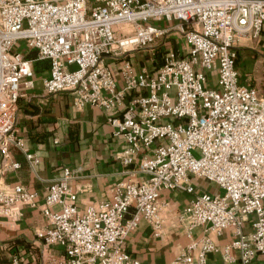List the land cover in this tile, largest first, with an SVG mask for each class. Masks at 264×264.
Wrapping results in <instances>:
<instances>
[{
	"label": "built area",
	"instance_id": "built-area-1",
	"mask_svg": "<svg viewBox=\"0 0 264 264\" xmlns=\"http://www.w3.org/2000/svg\"><path fill=\"white\" fill-rule=\"evenodd\" d=\"M172 29L181 53L163 49ZM263 29L264 0H0V217L16 221L37 200L3 178L20 168L11 148L31 168L39 162L17 135L16 113L20 87L33 86V62L47 61L45 92L101 108L124 142L118 160L145 178L115 184L109 200L80 213L64 169L44 198L48 225L36 232L46 264H141L126 239L141 221L163 235L162 191L193 195L174 214L189 243L170 264H209L206 255L220 251L226 264H236L234 252L249 264L264 254V93L242 85L236 68L237 43L257 41ZM19 41L26 54L13 51ZM150 46L163 49L161 64L135 68V52ZM106 57L119 60L122 89ZM194 178L218 191L197 192ZM199 227L204 235L195 238ZM227 229L233 238L220 249L210 234ZM53 246L63 256L49 254Z\"/></svg>",
	"mask_w": 264,
	"mask_h": 264
},
{
	"label": "crops",
	"instance_id": "crops-1",
	"mask_svg": "<svg viewBox=\"0 0 264 264\" xmlns=\"http://www.w3.org/2000/svg\"><path fill=\"white\" fill-rule=\"evenodd\" d=\"M176 24L173 21L159 23L168 28ZM164 48L183 52V38L172 29L163 44ZM236 51L240 83L264 93V82L260 79L264 73V29L255 42L240 40ZM33 56V53L29 54V57ZM104 62L113 70L117 88L122 89L124 82L119 60L106 57ZM133 64L135 68L141 66L135 59ZM48 68L47 61H34L33 86L20 87L16 113L17 135L39 162L31 168L24 154L11 148V158L20 164V168L7 173L3 182L7 188L16 184L23 185L36 192L37 200L34 206H21L20 217L16 221L0 217V264H12L14 258L17 264L47 263L48 252H44L43 242L37 238L36 232L48 225L42 212L44 198L48 187L62 175L64 169L72 173L68 185L76 195V206L80 213L88 206L97 207L102 201L109 200L115 184L145 178L139 172L131 175L129 169L132 167H125L118 160L124 142L113 136L108 115L101 108L87 104L78 109L69 93L45 92L42 81L48 75ZM210 86L213 87V83ZM193 182L197 192H216L215 187L207 181L194 178ZM160 196L161 201L168 203V207L161 213L163 235L155 237L150 226L141 221L126 239L127 253L141 264H170L189 243L188 237L175 222L174 214L184 208L193 195L181 191H162ZM243 229L248 233L249 225L245 224ZM202 235V228L193 230V237L199 238ZM210 237L221 249L232 240L233 234L227 229L220 235L210 234ZM49 254L59 258L63 256V249L53 246ZM191 255L194 257L195 253ZM232 255L236 264H240L237 253ZM206 258L209 264H226L221 251L209 253ZM249 264H264V254L256 256Z\"/></svg>",
	"mask_w": 264,
	"mask_h": 264
},
{
	"label": "rangeland",
	"instance_id": "rangeland-1",
	"mask_svg": "<svg viewBox=\"0 0 264 264\" xmlns=\"http://www.w3.org/2000/svg\"><path fill=\"white\" fill-rule=\"evenodd\" d=\"M237 45H238V43H237ZM13 51H18V52L26 54L27 48L25 46V43L23 41H19L18 45H16L13 48ZM133 56H134L133 59H135L139 65H141V66L151 65V67H153V66H159L161 64L162 52H160L159 49H155L154 46H150V47L145 48L139 52H135V54ZM215 75H216V73H215V71H213L212 74L210 75L211 79L209 81V86L211 85V83H213V88H217ZM260 79H262L261 82H264V73L260 75ZM260 79H259V81H260ZM201 180L206 181L204 179H201ZM209 185L212 187L214 186L211 183ZM198 188L200 189V187H198ZM215 191L216 192L218 191L217 187H215Z\"/></svg>",
	"mask_w": 264,
	"mask_h": 264
}]
</instances>
